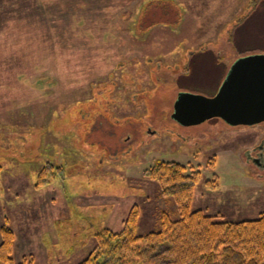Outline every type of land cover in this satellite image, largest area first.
Returning a JSON list of instances; mask_svg holds the SVG:
<instances>
[{
    "label": "rangeland",
    "instance_id": "374dc122",
    "mask_svg": "<svg viewBox=\"0 0 264 264\" xmlns=\"http://www.w3.org/2000/svg\"><path fill=\"white\" fill-rule=\"evenodd\" d=\"M252 55L264 0H0V227L14 262L80 264L133 207L138 235L176 220L148 176L158 162L199 172L190 211L256 219L264 123L171 116L177 93L212 96Z\"/></svg>",
    "mask_w": 264,
    "mask_h": 264
},
{
    "label": "trees",
    "instance_id": "16d2710c",
    "mask_svg": "<svg viewBox=\"0 0 264 264\" xmlns=\"http://www.w3.org/2000/svg\"><path fill=\"white\" fill-rule=\"evenodd\" d=\"M185 169L164 161L144 174L158 182L162 195L173 198L176 220L165 215L159 230L138 235V212L133 207L120 231L105 228L94 234L95 247L80 264H264V212L252 220L226 221L219 213L190 211L200 174H186ZM205 184L212 189L216 183ZM0 236V264H34L25 257L14 262V234L8 226L0 227Z\"/></svg>",
    "mask_w": 264,
    "mask_h": 264
},
{
    "label": "water",
    "instance_id": "95a60500",
    "mask_svg": "<svg viewBox=\"0 0 264 264\" xmlns=\"http://www.w3.org/2000/svg\"><path fill=\"white\" fill-rule=\"evenodd\" d=\"M172 119L194 126L217 118L230 126L264 123V55L236 59L212 97L180 92Z\"/></svg>",
    "mask_w": 264,
    "mask_h": 264
},
{
    "label": "flooded vegetation",
    "instance_id": "af4514ba",
    "mask_svg": "<svg viewBox=\"0 0 264 264\" xmlns=\"http://www.w3.org/2000/svg\"><path fill=\"white\" fill-rule=\"evenodd\" d=\"M219 88V87H218ZM218 88H217V90H216V92L218 91ZM182 92H184V91H182ZM216 92L212 95V96H214L215 94H216ZM180 93V92H179ZM177 95H178V93H177ZM204 96V95H203ZM212 96H206V97H212ZM177 98V97H176Z\"/></svg>",
    "mask_w": 264,
    "mask_h": 264
}]
</instances>
